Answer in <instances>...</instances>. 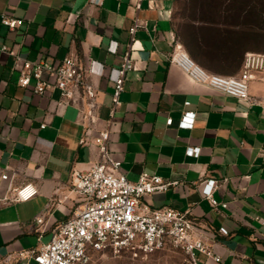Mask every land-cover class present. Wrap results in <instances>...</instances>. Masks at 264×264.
Returning <instances> with one entry per match:
<instances>
[{"label": "crops", "instance_id": "1", "mask_svg": "<svg viewBox=\"0 0 264 264\" xmlns=\"http://www.w3.org/2000/svg\"><path fill=\"white\" fill-rule=\"evenodd\" d=\"M187 9L195 14L180 20L177 1L0 0V15L23 21L15 30L0 22V50L8 47L14 54L0 51V196H8L10 186L38 189L28 202L0 204V264H35L31 253L48 244L54 229L80 206L69 187L72 171L89 169L99 157L97 132L86 135L89 145L81 144L79 112L58 107V91L41 96L18 85L21 62L58 65L77 56L99 92L101 130L127 52L134 69L111 125L113 159L130 181L143 172L178 181L145 202L153 209L189 212L221 264H264L263 110L196 83L169 62L181 48L209 74L238 76L248 54L264 55L257 19L243 17L246 8L239 1L187 2ZM136 20L142 27L133 39ZM250 93L264 96V72ZM187 111L196 113L194 127L180 129ZM189 148H201L200 155L188 156ZM207 180L220 183L213 196L227 208L214 209L202 196L201 182ZM40 217L43 224L35 226ZM220 228L228 235L219 234Z\"/></svg>", "mask_w": 264, "mask_h": 264}, {"label": "built area", "instance_id": "2", "mask_svg": "<svg viewBox=\"0 0 264 264\" xmlns=\"http://www.w3.org/2000/svg\"><path fill=\"white\" fill-rule=\"evenodd\" d=\"M143 1L138 0L139 4ZM94 2L101 4L103 0ZM72 18L71 15L70 20ZM0 22L11 30L23 24L22 20L6 14L0 15ZM141 27L140 21L136 20L130 29L133 39ZM0 51L14 56L8 47H2ZM169 62L178 66L196 83L207 85L250 108L261 107L264 115V103L250 93V84L257 79L258 74L264 72V55L248 54L242 72L232 77L205 72L181 48L169 57ZM133 69L131 52H127L115 81L109 119L103 129L96 130L100 121L99 92L90 80L88 69L77 56L70 55L58 65L45 61L21 62L18 85L23 89L30 88L41 96L48 91H58V107H75L79 112L78 122L85 134L81 144L89 145L86 135L96 131L94 143L99 149L98 160L89 169L72 171L69 187L80 198V206L67 221L54 229L48 244L41 245L31 253L35 264H91L97 255L128 254L139 259L167 251L180 253L184 258L183 264H221V258L214 253L211 245L200 237L197 230L199 223L190 217L189 212L167 207L153 209L145 202L147 197L176 188L179 186L178 181H167L147 172L141 173L136 181H130L122 172V163L111 155V125L121 107V95ZM190 106V103L185 104L187 108ZM195 120L196 113L187 111L178 127L192 129ZM168 125H174V121L170 119ZM200 153L201 148L187 150L190 157H198ZM8 179V175L2 176L3 181ZM219 187L220 183L216 180L201 182L202 196L214 209L228 206L220 204L213 196ZM7 192L8 196H0V204L5 206L28 202L38 195V189L32 184L18 189L10 186ZM43 222L44 217L37 218L35 226ZM35 231L40 232L38 228ZM218 232L223 236L228 235L225 228H220Z\"/></svg>", "mask_w": 264, "mask_h": 264}, {"label": "rangeland", "instance_id": "3", "mask_svg": "<svg viewBox=\"0 0 264 264\" xmlns=\"http://www.w3.org/2000/svg\"><path fill=\"white\" fill-rule=\"evenodd\" d=\"M210 0H177L176 17L180 20L192 17L195 11L187 9V2H201ZM220 2L239 1L245 5L242 12L243 17L256 20L257 25L264 28V0H215ZM249 13L251 16L249 17ZM245 14V15H244ZM256 15V16H255ZM260 16V18H259ZM264 48V47H263ZM264 103V96L259 97ZM183 256L180 253L167 251L160 252L149 257L135 259L131 255L125 254L122 256L114 255H97L94 257L91 264H183Z\"/></svg>", "mask_w": 264, "mask_h": 264}, {"label": "trees", "instance_id": "4", "mask_svg": "<svg viewBox=\"0 0 264 264\" xmlns=\"http://www.w3.org/2000/svg\"><path fill=\"white\" fill-rule=\"evenodd\" d=\"M210 1H215V0H210ZM259 18H260V16H259ZM256 28H257V39L259 40V43L264 44V28H262L261 25H257Z\"/></svg>", "mask_w": 264, "mask_h": 264}]
</instances>
